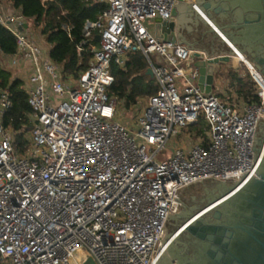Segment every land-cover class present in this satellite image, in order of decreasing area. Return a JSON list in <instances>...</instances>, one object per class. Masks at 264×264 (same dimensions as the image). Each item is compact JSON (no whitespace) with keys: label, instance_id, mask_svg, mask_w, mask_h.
Segmentation results:
<instances>
[{"label":"built area","instance_id":"built-area-1","mask_svg":"<svg viewBox=\"0 0 264 264\" xmlns=\"http://www.w3.org/2000/svg\"><path fill=\"white\" fill-rule=\"evenodd\" d=\"M89 2L106 8L84 23L77 53L99 40L86 71L70 83L26 19L0 1V26L15 39L0 67L19 73L13 79L31 110L19 147V132L3 126L12 101L0 89V264H148L187 185L218 173L253 177L255 124L264 111V77L255 67L239 59L256 101H224L198 87L192 50L147 28L170 21L178 0ZM136 53L146 58L156 91L126 109L109 94L110 70H124ZM128 111L133 118L125 120ZM177 136L188 139L164 153Z\"/></svg>","mask_w":264,"mask_h":264},{"label":"water","instance_id":"water-1","mask_svg":"<svg viewBox=\"0 0 264 264\" xmlns=\"http://www.w3.org/2000/svg\"><path fill=\"white\" fill-rule=\"evenodd\" d=\"M178 2L172 12L177 41L173 21L154 20L156 38L187 43V49L210 56L243 55L264 77V0ZM228 61L227 56L193 54L201 91H212L219 65ZM146 76L152 79L150 70ZM251 158L253 177L218 173L183 189L148 264H264V111L255 124Z\"/></svg>","mask_w":264,"mask_h":264},{"label":"trees","instance_id":"trees-1","mask_svg":"<svg viewBox=\"0 0 264 264\" xmlns=\"http://www.w3.org/2000/svg\"><path fill=\"white\" fill-rule=\"evenodd\" d=\"M9 3L26 19L32 21L35 28L49 46L50 59L63 66L66 74L75 77L86 71L91 58V47L96 41L82 46L77 53V46L83 41L82 29L87 20L97 19L106 6L84 0H0ZM67 26L69 31L63 30ZM15 50L13 35L0 26V54L10 55ZM146 62L140 53L130 55L125 69L111 66L113 83L109 94L117 96L126 109L134 105L138 99L155 93L153 80L145 74ZM227 77L239 96L244 100L256 101L251 89L249 74L239 77L237 73L229 71ZM247 79V80H246ZM7 88L10 93L12 106L3 117V126L15 132L27 130L30 127L29 115L31 110L22 89V82L13 79L11 74L0 67V89ZM16 143L21 147L22 134L16 137Z\"/></svg>","mask_w":264,"mask_h":264},{"label":"crops","instance_id":"crops-1","mask_svg":"<svg viewBox=\"0 0 264 264\" xmlns=\"http://www.w3.org/2000/svg\"><path fill=\"white\" fill-rule=\"evenodd\" d=\"M177 4H181V2H177ZM170 21H173L175 24V37L177 41V24H176L175 16ZM31 22L32 21L28 22V26H27V30L29 32L34 31ZM147 28L154 35L153 21L147 23ZM178 44L185 46L187 48V43H178ZM190 50H192L193 53H199L203 55L206 54L207 57L227 56L229 58V61L225 64H220L217 74L214 75V81L211 92L216 93L222 100L227 102L239 101V100L244 101V99L237 94L234 85L231 84L230 82V78L227 77V73L229 71L237 73L239 77H245L246 74H248L244 65L237 59L240 56H234V55H228L222 53H214L212 56H210L205 50H194V49H190ZM241 57L244 58L243 55Z\"/></svg>","mask_w":264,"mask_h":264},{"label":"rangeland","instance_id":"rangeland-1","mask_svg":"<svg viewBox=\"0 0 264 264\" xmlns=\"http://www.w3.org/2000/svg\"><path fill=\"white\" fill-rule=\"evenodd\" d=\"M32 23V26H34V24H33V22H31ZM33 32H31L32 34H33V36H34V38L36 39V40H38L39 42H44L45 40H44V38L40 35V33H39V31H40V29H38V28H35V27H33ZM47 44L44 42V46H46ZM144 57V56H143ZM144 59H145V62H146V69H145V74H146V71L148 70V67H149V65H148V63H147V60H146V58L144 57ZM10 74H11V77L12 78H14V77H16V76H19V73H12V72H10ZM65 76L67 77V78H65L64 77V79H67V81H70V83H76L77 82V80H78V77H79V75L78 76H74V75H71V74H66L65 73ZM151 80H153V79H151ZM247 80V79H246ZM154 82V81H153ZM250 84H251V89L252 90H254V86H253V83H252V81L250 82ZM132 113H134V112H132ZM132 113L130 112V111H128L127 113H125V116L123 117V119H125V120H130V119H132L133 118V116H132ZM203 127H205V124L204 123H202V122H200V124H199V130H197V134H201L202 133V128ZM19 132V131H18ZM20 134H22V133H16V135L18 136V135H20ZM26 135V133H24V137H27V136H25ZM16 136V137H17ZM22 137H23V134H22ZM183 139V140H182ZM188 139V137H186V136H184V137H180V136H177V137H175V138H171L170 139V141L168 142V144H167V146H166V148L163 150V152L164 153H170L171 152V147L173 146V145H175L176 143H180L181 141H186ZM22 146V145H21ZM182 195H184V192L182 193Z\"/></svg>","mask_w":264,"mask_h":264},{"label":"bare ground","instance_id":"bare-ground-1","mask_svg":"<svg viewBox=\"0 0 264 264\" xmlns=\"http://www.w3.org/2000/svg\"><path fill=\"white\" fill-rule=\"evenodd\" d=\"M241 56H242V55H241ZM241 56H240V57H238L237 59H238V60L240 59V60H242V61H245V60H244V58H243V57H241Z\"/></svg>","mask_w":264,"mask_h":264},{"label":"flooded vegetation","instance_id":"flooded-vegetation-1","mask_svg":"<svg viewBox=\"0 0 264 264\" xmlns=\"http://www.w3.org/2000/svg\"><path fill=\"white\" fill-rule=\"evenodd\" d=\"M204 184V183H203ZM183 193V192H182ZM182 193L180 194V196H182Z\"/></svg>","mask_w":264,"mask_h":264}]
</instances>
